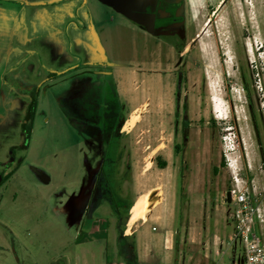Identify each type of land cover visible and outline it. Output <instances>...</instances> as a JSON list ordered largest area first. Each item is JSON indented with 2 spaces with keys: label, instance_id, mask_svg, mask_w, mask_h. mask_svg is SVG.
Returning a JSON list of instances; mask_svg holds the SVG:
<instances>
[{
  "label": "rangeland",
  "instance_id": "1",
  "mask_svg": "<svg viewBox=\"0 0 264 264\" xmlns=\"http://www.w3.org/2000/svg\"><path fill=\"white\" fill-rule=\"evenodd\" d=\"M157 2L0 0V264H127L114 207L148 192L147 219L125 231L150 242L138 264H245L223 136L231 127L238 170L263 191L264 39L255 58L238 50L217 0H189L185 24L175 8L147 22Z\"/></svg>",
  "mask_w": 264,
  "mask_h": 264
},
{
  "label": "built area",
  "instance_id": "2",
  "mask_svg": "<svg viewBox=\"0 0 264 264\" xmlns=\"http://www.w3.org/2000/svg\"><path fill=\"white\" fill-rule=\"evenodd\" d=\"M225 129L229 131V135L223 136V156L233 177V188L229 190L233 208L229 214L235 222V231L231 240L242 243L245 264H264V232L259 227L260 223H264V190H250L248 180L241 176L233 155L237 149V141L231 135V127ZM224 199L226 201L227 194Z\"/></svg>",
  "mask_w": 264,
  "mask_h": 264
},
{
  "label": "flooded vegetation",
  "instance_id": "3",
  "mask_svg": "<svg viewBox=\"0 0 264 264\" xmlns=\"http://www.w3.org/2000/svg\"><path fill=\"white\" fill-rule=\"evenodd\" d=\"M169 8H175V10H180L182 12V15H179L174 21L179 20L180 23L185 24L188 22V17L190 19L191 9L189 0H158L154 11L149 10L145 12V20L150 22L171 17L172 13H167ZM225 10L231 11V25L233 26L236 48L242 50L241 44L243 43L247 56H253V58H255L256 52L252 41L256 42L258 38L264 39V0H217L216 12H224ZM256 26L257 30H255ZM263 46L264 43H262L261 48ZM261 48L258 49L260 51H258L257 54L264 53V50H261ZM123 117L122 114L120 120L123 119Z\"/></svg>",
  "mask_w": 264,
  "mask_h": 264
},
{
  "label": "trees",
  "instance_id": "4",
  "mask_svg": "<svg viewBox=\"0 0 264 264\" xmlns=\"http://www.w3.org/2000/svg\"><path fill=\"white\" fill-rule=\"evenodd\" d=\"M58 77V73L53 72L51 73L49 79H55ZM41 86H37L32 94L30 95V99H31V105L28 109V113L27 116L25 118V121L23 123V131L25 133V146H28V143L31 139V134L33 131V127H34V122H35V118L37 115V108H38V100H39V96L41 93ZM123 119L120 120V122L117 125V129H116V137L120 136V130L123 126ZM117 146V152L118 151V145ZM107 147V146H106ZM175 150L178 153L180 150V146L176 145L175 146ZM157 164L159 166V168L161 169H165L168 165L167 161L164 160L161 156L157 157ZM116 170L113 173H106V176L109 177V184L111 183V181L113 180L114 177L117 176V172L120 166V161L119 158L116 159ZM108 161H105V163L103 164V170H107L108 164H106ZM222 165H225V160L224 158L222 159L221 162ZM219 171V168H214V172L217 173ZM15 170L11 171L8 175L6 176H2V183H4L5 181H7L13 174H14ZM108 174V175H107ZM118 201V200H117ZM119 201H121L119 199ZM117 205V204H116ZM134 203L133 202H129V204L124 205L122 209H120L118 207V205L115 208V217L121 222V227H120V235H119V243H120V253L121 255L126 259L127 264H138V256L136 253V245H137V241H136V236L135 234L132 235H125V231H126V227H127V223H128V217H130V210L133 207Z\"/></svg>",
  "mask_w": 264,
  "mask_h": 264
},
{
  "label": "bare ground",
  "instance_id": "5",
  "mask_svg": "<svg viewBox=\"0 0 264 264\" xmlns=\"http://www.w3.org/2000/svg\"><path fill=\"white\" fill-rule=\"evenodd\" d=\"M138 117H133L131 120L132 125L136 123ZM128 124V122H127ZM127 124L124 127V130H126ZM151 192L145 193L143 195H139L136 202L134 203L132 207V212L129 217V224H128V230L127 233L130 234L131 229L134 225L141 222L142 220H146L148 213L150 211V208L152 205L156 202V199L150 196Z\"/></svg>",
  "mask_w": 264,
  "mask_h": 264
},
{
  "label": "crops",
  "instance_id": "6",
  "mask_svg": "<svg viewBox=\"0 0 264 264\" xmlns=\"http://www.w3.org/2000/svg\"><path fill=\"white\" fill-rule=\"evenodd\" d=\"M190 42H191V41H189V43H188L187 46H186L187 49H188V47H189ZM187 49H186V51H187ZM127 234H128V233H127ZM141 234H142V233H140V234L137 236V237H138V238H137V241H138L139 246H140L141 244L144 245V243H146V244H147V243L150 244L149 241H145V242L142 241L141 237H143V236H141ZM158 241H159V242H163V239L160 238V239H158Z\"/></svg>",
  "mask_w": 264,
  "mask_h": 264
},
{
  "label": "water",
  "instance_id": "7",
  "mask_svg": "<svg viewBox=\"0 0 264 264\" xmlns=\"http://www.w3.org/2000/svg\"><path fill=\"white\" fill-rule=\"evenodd\" d=\"M41 178H42L45 182H48V181H49V177H47L46 175L41 174ZM154 197H155V196H153V198H154ZM231 201H232V198H231V192H228V193H227V199H226V202H227L228 204H230Z\"/></svg>",
  "mask_w": 264,
  "mask_h": 264
}]
</instances>
